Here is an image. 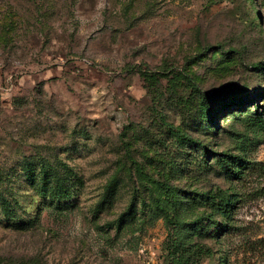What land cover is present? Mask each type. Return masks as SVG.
I'll return each mask as SVG.
<instances>
[{"label":"rangeland","instance_id":"1","mask_svg":"<svg viewBox=\"0 0 264 264\" xmlns=\"http://www.w3.org/2000/svg\"><path fill=\"white\" fill-rule=\"evenodd\" d=\"M252 1L0 0V264H264Z\"/></svg>","mask_w":264,"mask_h":264},{"label":"trees","instance_id":"2","mask_svg":"<svg viewBox=\"0 0 264 264\" xmlns=\"http://www.w3.org/2000/svg\"><path fill=\"white\" fill-rule=\"evenodd\" d=\"M223 2H226V3H228V2H230V0H223ZM252 2H255L254 0L252 1ZM230 4V3H229ZM229 4H225L224 5V12H225V14H229L230 16H231V14L233 15V14H237L236 13V11H234L233 10V8L232 7H230V5ZM220 47H222V48H224L223 46H221V45H219ZM214 47V43L213 44H207L206 46H203V48L204 49H211V48H213ZM232 52H234V50H231V49H229L228 50V53H232ZM184 137H187V135H183ZM189 140H191V141H193V143H196V142H198V141H196L195 139H192V138H189V137H187ZM160 186L162 187V189H163V191L165 192V194H166V196L168 197V198H172V189L175 187V186H173L172 184H171V182L170 181H160ZM227 206H229V202H227ZM224 210H226V208L224 209ZM227 212L229 211V209H228V207H227V210H226Z\"/></svg>","mask_w":264,"mask_h":264}]
</instances>
